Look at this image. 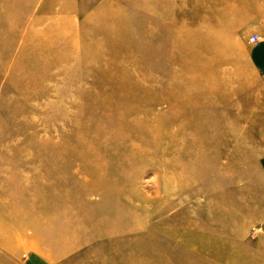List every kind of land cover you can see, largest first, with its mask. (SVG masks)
Listing matches in <instances>:
<instances>
[{"label":"rangeland","instance_id":"374dc122","mask_svg":"<svg viewBox=\"0 0 264 264\" xmlns=\"http://www.w3.org/2000/svg\"><path fill=\"white\" fill-rule=\"evenodd\" d=\"M263 157L264 0H0V235L18 228L0 264H216L233 187L263 177ZM76 162L137 172L158 209L129 224L120 181L77 200ZM172 215L207 249L163 235ZM64 223L72 244L56 238Z\"/></svg>","mask_w":264,"mask_h":264},{"label":"bare ground","instance_id":"6f19581e","mask_svg":"<svg viewBox=\"0 0 264 264\" xmlns=\"http://www.w3.org/2000/svg\"><path fill=\"white\" fill-rule=\"evenodd\" d=\"M96 104H98V106L96 108L97 111H99V109L101 108V111L103 112V114L99 118H97V116H95L96 119L94 121H96L98 123H96V125L94 124V126L100 128V130H101V129H103V127L101 126V122L104 121L103 117L105 118V116H106L105 111L108 110V107L106 104H101V102L100 103L97 102ZM185 134L187 136V134H190V133L183 132L180 136H182V138H184ZM171 137L176 138L179 136H178L177 132L172 131ZM131 150H133V151L137 150V149H135V145L132 144ZM136 153H138V152L136 151ZM131 163H132V161H131ZM158 164L160 165V166H158L160 168V171L169 173L168 172L169 169L167 167L168 165H166V166L162 165V167H161V163H158ZM77 165H79V170H76V173H78V175H79L80 188H83L82 190H80L79 193L76 194L77 200H79L80 198L89 197L90 195H93L97 192L102 193V191H104V193L102 194V195H104L106 193V191L110 188L111 185L117 184L120 181L121 182L120 187H122V188L125 187L126 193H128L127 194V202L129 203V208H127L125 220L127 219L129 221V224L131 223V224H134V226H135L136 223H139V224H142L143 226H145V222L147 221L148 218L151 217L150 215L152 214V212H156L155 210L158 209V208L155 209L151 213H150L149 209H147L148 205H146V204L152 203V204L159 205V203H158L159 201H158V199H155V197L147 195L139 189V187L137 186V180L139 179L138 176L136 175L137 172L132 173V175L130 174L131 178H128V177L125 178L126 177V176L124 177L125 172H124V170H121V169L118 171V173H116L117 176H115V175L113 176L112 173H114V172H109V170L103 166L101 168L100 167L94 168L92 166H88V165L86 166V165L82 164L81 162L77 163ZM173 169L175 170V168H173ZM166 170H168V171H166ZM176 172L177 171H175L174 174H177ZM102 174H103V177L105 178V181L103 179L97 180V176L102 175ZM179 174H181V180H179V184L181 185L182 190L190 191L191 190L190 184L194 180L193 177L185 176L182 172H179ZM81 177H82V179H81ZM165 189H166V192H168L170 187H165ZM192 192L199 193V191H195V189L193 187H192ZM196 193H194V194H196ZM219 196L220 195H218L217 193L212 195V197L215 198L214 200L217 201L219 199V203L217 205H220V198L221 197H219ZM215 203H213V204H215ZM213 209L214 208H212L211 212L213 211ZM167 210H168V208L163 209V211L161 212V215L162 216L165 215ZM215 214H216V212L213 213V215H215ZM217 214L218 215L216 217H218V218L219 217L221 218L224 215L222 213V211L217 213ZM176 216L177 215H172V216L167 217V220H166L167 223H165V224L163 223L166 226L165 227L163 226L162 234L167 235V236H171L169 238L177 237L178 234H182L183 236L187 237L188 241L194 242V244H192V242L187 244V246H186L187 248L195 247V248L207 249L206 245H207L208 241H206V240H208L209 236H208V234H206L205 230H204V232H202L198 229H194V231H193L191 229H184L182 226L181 227L177 226V223H176L177 217ZM64 218L66 221L69 220L67 215L64 216ZM161 220H163V219H161ZM161 220H160V222H161ZM181 220H183V219H181ZM112 225H114V224L110 223L108 226H104V229H106L104 231V233H107L109 236H111L110 233H114V231H116L114 229L108 230V228ZM65 228L68 229V228H70V226H68L66 223L62 224L59 228V232H58V235L56 236V238L59 236L58 238L60 239V244H72V243H74V241L76 239H78L79 234L76 232V229H75L76 233L75 232L74 233L67 232V233H69V235H66V234L62 233L63 231H65ZM15 229H18V228L13 227L10 230L5 229L3 234L0 235V240L1 241L6 240L8 238L7 235L12 234L13 231H15ZM68 231H70V230H68ZM123 233H124V231H123ZM201 233H204L206 235H201ZM159 234H161V232ZM167 236H166V238H167ZM202 236L206 239L203 238V240H202L201 239ZM149 237H151V236H149ZM193 237H195V238L192 240ZM31 246H32V241H31ZM33 249H36V248H34V246H33Z\"/></svg>","mask_w":264,"mask_h":264},{"label":"crops","instance_id":"0c3cea01","mask_svg":"<svg viewBox=\"0 0 264 264\" xmlns=\"http://www.w3.org/2000/svg\"><path fill=\"white\" fill-rule=\"evenodd\" d=\"M260 168L264 175V159ZM242 183L244 184H239L238 188L233 187L234 228H219L214 232L217 238L211 241L219 246L217 255L213 258L216 264H264V176L245 179ZM253 226H257V231L251 236ZM89 256L74 255L67 259L75 258L69 261L71 264H101L93 263L95 260L88 259ZM45 258L42 260H46ZM37 261L35 259L30 264H37Z\"/></svg>","mask_w":264,"mask_h":264},{"label":"built area","instance_id":"2783aa9c","mask_svg":"<svg viewBox=\"0 0 264 264\" xmlns=\"http://www.w3.org/2000/svg\"><path fill=\"white\" fill-rule=\"evenodd\" d=\"M251 40H257L258 39V35L256 33H253L251 36H250Z\"/></svg>","mask_w":264,"mask_h":264}]
</instances>
